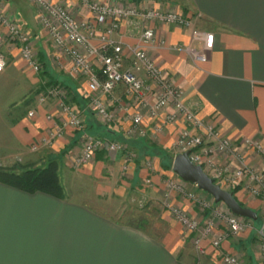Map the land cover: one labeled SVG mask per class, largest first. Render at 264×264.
Here are the masks:
<instances>
[{"label":"crops","instance_id":"1","mask_svg":"<svg viewBox=\"0 0 264 264\" xmlns=\"http://www.w3.org/2000/svg\"><path fill=\"white\" fill-rule=\"evenodd\" d=\"M54 1L68 6L76 20H92L91 13L75 0ZM111 1L142 9L181 11L190 17V27L152 24L163 44L147 48L148 55L181 89L184 101L204 120L213 121L224 136L234 140L247 136L264 145V0ZM5 8L32 35L41 72L26 64L18 47H0L5 60L0 71V170L20 172L21 166L53 162L58 165L63 192L60 196L26 192L0 181V264H222L208 241H204L206 252L196 263L184 247L185 237L192 238V233L183 232L177 221L179 225L162 228L127 223L117 211L92 207L78 193L64 192L62 169L73 167V159L81 152L82 132L66 125L60 136L53 135L67 115L58 108L56 99L37 102L48 79L66 87L67 101L83 112L89 133L125 146L117 152L98 150L79 168L103 180L98 185L106 192L116 186L159 182V174L149 172V164H162L159 150L172 155L181 123L165 124L153 135L152 123L145 120L144 136L129 135L135 107L120 85L110 95L97 92L116 113L113 122L102 125L88 106L86 80L69 72L68 61L57 54L38 24L37 5L29 0H5ZM107 26L97 27L92 44L101 43ZM194 29L214 34L204 61L193 60L186 51L202 45L193 38ZM139 33V20L131 18L122 20L110 35L124 46L126 64H130L129 48L138 42ZM32 109L34 116L29 117ZM164 111H173V106ZM47 114H52L51 120ZM34 143L35 150L31 148ZM250 160L255 167L262 164L256 155ZM228 190L257 212L260 200L248 196L243 188ZM221 250L239 255L244 264H260L251 228L228 237Z\"/></svg>","mask_w":264,"mask_h":264},{"label":"built area","instance_id":"2","mask_svg":"<svg viewBox=\"0 0 264 264\" xmlns=\"http://www.w3.org/2000/svg\"><path fill=\"white\" fill-rule=\"evenodd\" d=\"M29 1L37 5L38 24L47 32L57 54L68 61L69 72L86 78L88 106L99 123L110 124L114 121L116 113L97 92L110 95L116 87L122 85L125 97L135 107L130 117L131 126L127 129L129 135L144 136L146 130L142 124L145 120L152 123L153 135H157L165 124L178 121L181 127L173 143L174 155L188 151L189 159L194 164H200L221 187L229 189L232 186L227 184L241 185L251 196L264 198V172L254 169L244 155V150L251 148L264 162V145L247 136L240 140L224 136L213 121L204 120L195 107L184 101L181 89L148 55L147 48L155 49L163 44L152 24L190 27V17L181 11L142 9L137 5L111 0H75L92 15V20L78 21L72 10L62 2ZM131 18L139 20L140 33L138 42L129 48L131 61L126 64L124 46L111 39L110 35L119 28L122 20ZM102 24L108 26L100 36L101 43L94 45L91 39L97 33V27ZM193 38L201 41L202 45L196 48L187 47L186 51L193 60H206L207 51L214 42V34L194 29ZM3 44L18 47L26 64L34 72H41L32 35L6 10L5 0H0V47ZM4 66L5 60L0 52V71ZM51 98L56 99L58 108L67 115V119L56 128L53 135L60 136L66 125L82 132L81 152L73 159L74 167L84 165L98 150L117 152L125 149L122 142L106 140L85 129L83 112L68 103L66 91L61 84L46 85L38 93L37 102L44 103ZM170 105L173 106V111L165 112L164 109ZM34 113L32 109L27 115L32 117ZM52 117V114H47V119L51 120ZM31 148L37 149V144H32ZM187 196L206 214L203 216V222L200 223L180 208H172V212L177 222L194 233L191 241L197 252L205 253L204 241H208L211 247L218 251L222 264H243L237 255L223 252L221 246L230 235L245 230L250 219L234 214L225 204L230 212L222 214L212 197L202 198L194 193H188ZM214 218H221L225 230H217ZM213 234L214 237H210ZM260 252L264 264V236Z\"/></svg>","mask_w":264,"mask_h":264},{"label":"rangeland","instance_id":"3","mask_svg":"<svg viewBox=\"0 0 264 264\" xmlns=\"http://www.w3.org/2000/svg\"><path fill=\"white\" fill-rule=\"evenodd\" d=\"M62 69L65 71V67ZM82 78L83 80H86L85 77ZM64 89L66 91V97H68L66 87H64ZM171 153V157L173 159L174 154L173 152ZM244 153L250 165L256 164L254 161L250 160L251 155H256L251 148L244 150ZM258 157L259 156H257L258 161H263ZM172 159L170 160L171 163ZM169 165V167H164L163 164H149V172L152 174H159V182H153V180H150L149 182H144V184L136 185V187L116 186L113 191L108 190V192H106V189L103 188L102 185H98V182L103 180L95 178L92 174L80 171V166H73L68 169L64 168L62 169L64 192L78 193L80 198H85L83 200L84 203L87 202L92 205V207L117 211L121 214L118 217L127 221V223L151 226L155 228L178 224L176 222V217L172 212V208H180L182 211L190 214L202 223L203 216L206 214L199 210L198 205L194 203L187 196V194L194 193L202 198H210L212 196L203 190H200L195 184L182 180L172 171L171 164ZM45 166H21L20 172L25 168H42ZM252 166L257 171L264 172V162H262L261 166ZM227 186H232L234 189L241 188V185L234 186L227 184ZM245 193L251 198L260 200L257 210L258 218L256 220L250 219L248 221L247 228H251L254 232L258 260L260 264H263L260 250L262 237L264 236V198L251 196L247 191H245ZM86 199H88V201ZM217 207L221 210L222 214L230 212V210L222 202H217ZM220 219L221 218H214V223L217 230L222 231L225 230V224ZM187 231V228L183 229V232ZM243 231H240L238 234H234L233 236H239ZM192 236H194L193 232ZM231 236L232 235L229 237ZM210 237L213 238L214 234ZM190 238L191 237H185L184 247H186V251L189 252V254L191 253L190 256L196 261V263H198L200 260V253L197 252ZM237 256L243 263L242 258L239 255Z\"/></svg>","mask_w":264,"mask_h":264},{"label":"water","instance_id":"4","mask_svg":"<svg viewBox=\"0 0 264 264\" xmlns=\"http://www.w3.org/2000/svg\"><path fill=\"white\" fill-rule=\"evenodd\" d=\"M171 168L182 180L195 184L200 190L210 194L215 202L225 204L234 214L253 220L258 218L255 210L240 204L232 191L216 183L200 164H194L189 159L188 151L175 154Z\"/></svg>","mask_w":264,"mask_h":264},{"label":"trees","instance_id":"5","mask_svg":"<svg viewBox=\"0 0 264 264\" xmlns=\"http://www.w3.org/2000/svg\"><path fill=\"white\" fill-rule=\"evenodd\" d=\"M51 83L56 82L49 79L46 81L47 85ZM157 155L164 167L170 166L172 157L168 153L159 150ZM57 168V164L50 162L45 167L25 168L21 172L0 170V181L26 192L42 191L60 196L63 191L59 183Z\"/></svg>","mask_w":264,"mask_h":264}]
</instances>
